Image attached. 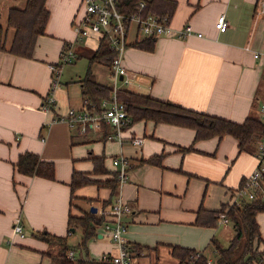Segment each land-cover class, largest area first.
<instances>
[{"label": "crops", "instance_id": "obj_1", "mask_svg": "<svg viewBox=\"0 0 264 264\" xmlns=\"http://www.w3.org/2000/svg\"><path fill=\"white\" fill-rule=\"evenodd\" d=\"M26 1L0 0L6 49L14 35L7 25L9 11L23 9ZM172 1L175 7L169 25L173 32L189 25L191 33L160 36L151 50H143L134 46L144 38L132 26L122 59L132 85L121 89L234 123L241 124L247 117L264 123L260 112L264 13H258L257 0ZM45 8L48 19L30 58L0 51V264H61L59 256L66 245V258L69 251L78 259L93 261H100L103 254H116L118 247L103 227L110 219L111 204L103 202L111 198L104 181L117 172L112 159L120 154L129 162L127 179L110 200L119 195L131 210L124 218V239L138 248L136 264H179L171 255L172 248L202 251L208 257L215 253L213 241L226 248L234 235L229 220L219 225L217 217L214 225L205 226L198 223V214L200 210L217 212L229 203L232 192L258 164L256 144L241 150L229 135L195 140L192 129L151 121L124 126L121 143L106 138L114 132L110 125L86 134L69 128L59 118L69 108L81 107L80 81L87 71L101 85L111 84V72L105 65L89 64L98 38L78 39L72 30L83 13L82 0H46ZM220 16L227 22L223 32L215 28ZM67 48L75 50L76 58L65 66L75 68V62L85 58L86 73L73 78L71 70L54 92L51 110L43 112L40 107L52 79L49 65L57 64ZM134 138L142 139L141 144L134 145ZM25 153L53 163L54 179L19 173L16 163ZM153 156H160L159 165L143 162ZM94 157L103 158L107 174L92 173ZM73 172L99 183L71 194ZM92 207L95 213L90 212ZM86 213L103 221L79 252L74 248L82 232L69 229L68 217ZM16 217L21 219L23 237L12 230ZM256 221L259 249L264 251V212L256 215ZM72 239L75 244L69 243Z\"/></svg>", "mask_w": 264, "mask_h": 264}, {"label": "trees", "instance_id": "obj_2", "mask_svg": "<svg viewBox=\"0 0 264 264\" xmlns=\"http://www.w3.org/2000/svg\"><path fill=\"white\" fill-rule=\"evenodd\" d=\"M46 0H27L23 9H11L8 14L7 25L14 30V35L8 49L4 44V30L0 27V51H6L12 55L30 58L36 43V39L43 35L45 25L48 19V11L45 8ZM140 1L144 2V7L139 9ZM117 10L121 14H138L145 17L154 15L158 18L170 19L175 7L172 0H118ZM155 39H143L134 43V46L143 50H151ZM98 47L89 59V64L99 63L111 67L114 52L104 42L98 39ZM81 95L87 100L89 105L100 111L99 105L102 99H108L111 94V85L98 84L87 71L85 77L80 81ZM118 99L124 104L125 111L131 120V124L139 121H151L155 124H167L182 128L192 129L195 132V140H203L213 137L221 138L225 135L233 137L238 142L239 149L248 145L257 144L264 138V123L254 117H247L241 124L213 117L203 113L194 112L186 108L176 106L170 102L159 101L150 98L147 95L132 92L127 89H120L117 92ZM189 147L183 151H189ZM160 156H153L145 161L147 164H158ZM94 164L92 173L107 174L102 157L92 158ZM17 171L26 176H38L41 178L53 180L54 166L51 162H45L38 159L32 153H25L19 156L16 163ZM117 172L111 175V178L104 181V186L110 189L111 198L117 189ZM97 180L89 178L82 173L73 172L70 189L71 194L78 188L88 185H98ZM103 202V205L112 204L111 200ZM89 201V200H88ZM264 212V200L257 198L254 201H244L241 206L225 204L217 212L199 211L198 223L205 226H212L217 220L219 214L224 213L232 228L234 235L230 239L226 248H222L215 241L212 242L215 249L214 264H262L264 251L259 249L261 242L259 225L256 221V215ZM210 219H205V217ZM204 219V221H200ZM103 219L95 215L86 213L81 217H68V227L80 228L82 238L80 243L74 248L79 252L85 250L87 241L95 236L96 228L102 224ZM45 240H51L46 235H40ZM64 239L57 238V241ZM64 245V244H62ZM130 247V246H129ZM132 247V246H131ZM133 252L138 248L132 247ZM68 246H63V252L60 254L61 264H108L101 261L77 259L71 261L66 258L65 252ZM194 250H183L172 248L171 255L178 259L179 264H206V258L194 260L191 256ZM76 261V262H75Z\"/></svg>", "mask_w": 264, "mask_h": 264}, {"label": "built area", "instance_id": "obj_3", "mask_svg": "<svg viewBox=\"0 0 264 264\" xmlns=\"http://www.w3.org/2000/svg\"><path fill=\"white\" fill-rule=\"evenodd\" d=\"M117 2L118 0H82L83 13L72 24V30L76 38L83 39L88 36H94L98 39H103L114 52V58L112 59L110 67V97L100 101L99 112L92 106L91 108H87L89 103L83 99L80 108H69L59 120L64 121L69 128H76L80 134L100 131L102 125H110L114 132L113 135H106V138H115L121 143L122 129L131 123L125 111L124 104L117 97V92L121 89V86L129 87L132 85V77L129 76L122 65L124 51L129 46L127 40L128 33L132 26L135 27L137 35H141L144 39H156L160 36L172 35L174 32L167 18H158L154 15L142 17L138 14H121L117 10ZM143 7L144 2L140 1L138 8L141 9ZM257 7L258 13H264V0H257ZM215 28L219 32L225 31L227 22L224 16L217 18ZM190 33L191 27L187 25L174 34L178 37H184ZM75 58L76 54L71 48H67L61 54L57 64L49 65L52 79L48 95L40 107L41 111L48 113L53 107L55 103L54 92L61 87L59 76L61 75L62 67L72 62ZM260 112L264 120V104L261 105ZM141 142L142 139L140 138H134L132 140L134 145H140ZM255 152L258 164L232 192L229 205L238 207L244 201H254L257 198L264 200V138L256 144ZM128 164L127 158L122 154L112 159V165L117 169L116 180L118 188L127 179ZM130 213L131 210L128 205L117 195L107 212L110 219L103 224V227L109 233L111 241L117 245L118 251L116 254H103L100 258L101 262L108 264H136L134 252L124 239V234L127 231V223L124 221V218ZM227 222V216L224 213L219 214L217 223L225 226ZM12 230L15 234L21 237L24 236L20 217H16L13 220ZM191 257L194 260L205 257L206 264L213 263L212 259L202 251H195ZM67 258L71 261L75 260L73 251L68 252ZM189 264L193 263L190 262Z\"/></svg>", "mask_w": 264, "mask_h": 264}, {"label": "rangeland", "instance_id": "obj_4", "mask_svg": "<svg viewBox=\"0 0 264 264\" xmlns=\"http://www.w3.org/2000/svg\"><path fill=\"white\" fill-rule=\"evenodd\" d=\"M72 51L75 53V50L73 48H72ZM75 64H76V67L75 68L66 67V66L63 67V71H62L63 78L60 80V83H63L64 84V81H65L64 79H66L67 75L70 77L71 70H72V75H73L72 77L73 78H75V77H83L84 76V74L86 73L87 65H88L86 59L85 58L78 59L75 62ZM230 228H231V226H230ZM78 230H80V229H78ZM74 241H75V239H72V240L69 241V243L75 244ZM74 246H76V245H74ZM215 256L216 255H215L214 252H211L210 253V256L209 257L213 261L212 264H214ZM75 259H78V258L75 256Z\"/></svg>", "mask_w": 264, "mask_h": 264}, {"label": "water", "instance_id": "obj_5", "mask_svg": "<svg viewBox=\"0 0 264 264\" xmlns=\"http://www.w3.org/2000/svg\"><path fill=\"white\" fill-rule=\"evenodd\" d=\"M90 212H91V213H95V212H96V209H95L94 207H92V208L90 209Z\"/></svg>", "mask_w": 264, "mask_h": 264}]
</instances>
